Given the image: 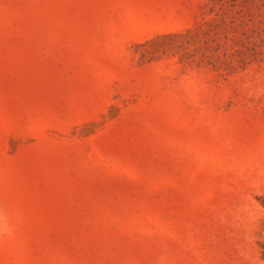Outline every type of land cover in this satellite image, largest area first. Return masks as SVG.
<instances>
[{
  "label": "rangeland",
  "instance_id": "374dc122",
  "mask_svg": "<svg viewBox=\"0 0 264 264\" xmlns=\"http://www.w3.org/2000/svg\"><path fill=\"white\" fill-rule=\"evenodd\" d=\"M0 264H264V0H0Z\"/></svg>",
  "mask_w": 264,
  "mask_h": 264
}]
</instances>
